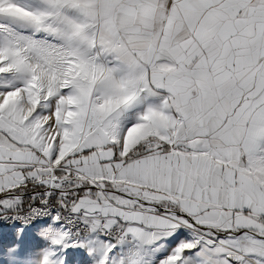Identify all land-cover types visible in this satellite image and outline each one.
<instances>
[{
	"label": "snow or ice",
	"instance_id": "obj_1",
	"mask_svg": "<svg viewBox=\"0 0 264 264\" xmlns=\"http://www.w3.org/2000/svg\"><path fill=\"white\" fill-rule=\"evenodd\" d=\"M0 264H264V0H0Z\"/></svg>",
	"mask_w": 264,
	"mask_h": 264
}]
</instances>
